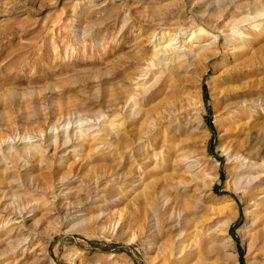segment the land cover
Returning <instances> with one entry per match:
<instances>
[{
    "label": "rangeland",
    "instance_id": "obj_1",
    "mask_svg": "<svg viewBox=\"0 0 264 264\" xmlns=\"http://www.w3.org/2000/svg\"><path fill=\"white\" fill-rule=\"evenodd\" d=\"M0 151V264H160L187 228L184 264H264V0H0Z\"/></svg>",
    "mask_w": 264,
    "mask_h": 264
},
{
    "label": "bare ground",
    "instance_id": "obj_2",
    "mask_svg": "<svg viewBox=\"0 0 264 264\" xmlns=\"http://www.w3.org/2000/svg\"><path fill=\"white\" fill-rule=\"evenodd\" d=\"M259 25H261V22L255 24L256 27H258ZM237 31L238 30H234V33H236ZM192 34H193V32H191V36H192ZM242 36H243V34L241 33L240 37L234 38V40L238 41L239 43L240 42L243 43L244 38H241ZM164 41L165 42L163 44H160L161 46L158 47L157 54H159V56L167 57V58H166L164 63H162V62H159V63H160V65L162 64L161 66H162V69H163L162 71L163 72H166V71L170 72L172 70L174 71V69L177 68L178 66L174 67V64H172V66H171V63L169 62V57L170 56L173 57V55H174L175 57H177V59L178 58L179 59L180 58H188V57H190V54L183 47V43H181L180 45H177V44L175 45V44H173L171 42H168L169 39L164 40ZM196 42H198V41H196ZM200 42L202 44L201 45L198 44V45L201 47L202 50L211 49L212 44H213V41L209 42V40H202ZM195 57H197V56H194V58ZM155 65H157V64H155ZM176 70H179V69H176ZM228 122L231 123V124H237V125L239 123V122L235 123V121L233 122L231 120H228ZM68 138H69L68 136H65L64 142L69 141ZM56 141H57V138H55L54 142L56 143ZM230 149L231 148H229V150ZM23 151H25V149ZM0 152H2V151H0ZM26 152H27V150H26ZM234 155H236V153ZM179 156H180L181 162H186L187 159H188V155L185 152L179 154ZM242 156H243V158L245 160L244 167H245V170L247 171L248 174H247L246 177L236 178V183L237 182L238 183H240V182L243 183L242 181L245 180V184L244 183L243 184H244V186L247 185V187H248V184L252 185V181H253V182L257 183V185H255L256 187H259V186L261 187L262 184H263L262 181L264 179L263 178L264 174H262V175L258 174L257 175L258 176L257 179H256V177L255 178L251 177V175L249 174L252 171L259 170V166L260 165L257 163L258 161H256V159L250 153H242ZM242 161H243V159H242ZM196 176H197V174H196ZM196 176H195V174L194 175L190 174V178L189 179L192 182H195L198 179ZM204 177L200 178L201 181L197 180V182H200V184L198 186L195 183H194L195 185H191L190 184L191 183L190 180L180 182L179 185L181 186V189L183 188L185 194H187L189 199L194 197L196 194H198V192L201 191L200 189L205 188V187H207L209 185L208 184V180H206ZM210 181H211V179H210ZM261 189H263V186H262ZM198 190H200V191H198ZM262 191H264V189ZM150 205L151 206H149V207H151V208L149 209V216H148V222H147V227H148L147 230L150 233L151 232L153 233L157 229V225H158V224H156L157 223L156 222L157 219L154 218L157 214H160L162 216V220L166 221V222H171V221L174 222V221H177L178 218H179V212H178V210H176L174 205H172L171 199H170V197L168 196L167 193L166 194L156 195L154 197L153 202ZM257 205H259V204H257ZM257 205L255 207H258ZM24 210H25V208H21V209L19 208V212L12 213L14 217L16 216V217H19V219H21V223L22 224L20 225V229L24 228V224L23 223H24V221L27 218V217L24 216L26 214V212ZM254 213H255V216H254L253 224H256V226L258 228L257 233L258 232L259 233L254 235V236H252L251 241H253V238H254V244H257V248H263L264 249V212L263 213H261V212L257 213L255 211ZM183 215H184V210L181 209V224H182ZM186 231H189V233L187 234L188 237L186 236L187 238L184 237V234H185ZM224 231L226 232L227 229L226 228L222 229V232L224 233L223 236H225V232ZM194 235H195L194 229L193 230H189V228H187V229H183V230L179 231L177 237L174 238L172 240V242L170 243V246L167 249H165L164 252H161L162 257H161V260H160V264H184L185 260L187 259L186 256L194 254V253H197V252H195L196 251V248H195L196 245L194 244V242H192L190 240V238L192 236H194ZM26 237H28V236H26ZM147 240H146V243L148 242ZM152 241H153V239H152ZM16 242H15V244H16ZM151 243L152 242H151V239H150L149 243H148L150 248H148L147 250L153 248ZM27 244H29L27 239H24V240L20 241L18 244H16L15 246L14 245L13 246L16 247V248H18V246H19V248H20V245L22 247H25ZM24 252H25V250H24Z\"/></svg>",
    "mask_w": 264,
    "mask_h": 264
}]
</instances>
